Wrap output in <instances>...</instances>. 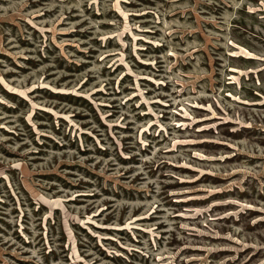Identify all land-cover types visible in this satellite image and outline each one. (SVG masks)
I'll return each instance as SVG.
<instances>
[{"label":"rangeland","instance_id":"obj_1","mask_svg":"<svg viewBox=\"0 0 264 264\" xmlns=\"http://www.w3.org/2000/svg\"><path fill=\"white\" fill-rule=\"evenodd\" d=\"M0 264H264V0H0Z\"/></svg>","mask_w":264,"mask_h":264}]
</instances>
